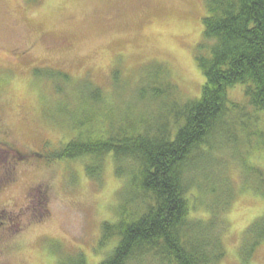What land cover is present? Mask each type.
<instances>
[{"label":"rangeland","instance_id":"1","mask_svg":"<svg viewBox=\"0 0 264 264\" xmlns=\"http://www.w3.org/2000/svg\"><path fill=\"white\" fill-rule=\"evenodd\" d=\"M206 13V0H0V126L22 145L40 150L44 163L20 172L18 185L0 195V210L22 213V219L40 215L20 236L0 243V264H62L78 256L100 264L109 256L119 239L103 242L102 224L119 217L125 180L110 157L96 183L85 171L87 161L52 155L76 131L107 130L119 117L109 113L112 108L140 115L136 89L145 69L164 66L168 79H163L178 87L183 102L201 97L205 78L197 57L209 55ZM46 71L60 77L52 80L50 72L42 75ZM83 82L85 89L98 88L103 103L84 101L77 92ZM244 96L242 85L229 90L236 102L246 104ZM244 112L247 130L240 127L244 115L232 113L230 137L215 136L212 151L202 154L203 173L192 174L197 182L189 195L192 217L207 219L208 206L230 196L219 215L225 224L219 226L225 250L219 264H264V241L251 258L241 251L264 218L261 173L256 178L244 173L264 172V135L250 133L262 123L252 122L258 118L253 108ZM31 185L38 204L36 197L24 199ZM209 186L217 191L212 194Z\"/></svg>","mask_w":264,"mask_h":264},{"label":"trees","instance_id":"2","mask_svg":"<svg viewBox=\"0 0 264 264\" xmlns=\"http://www.w3.org/2000/svg\"><path fill=\"white\" fill-rule=\"evenodd\" d=\"M206 10L203 33L211 45L209 55L197 57L205 78L201 97L183 102L178 87L163 79L167 76L164 66L145 69L136 87L140 115H124L112 108L109 113L117 112L119 117L107 130L76 131V138L52 155L87 161L85 171L96 183L102 178L103 161L110 157L116 175L125 180L119 217L102 224V241H119L100 264H219L224 258L219 215L226 211L230 196L219 206H208L207 219L192 217L189 195L197 183L192 174L201 175L200 165L207 162L202 154L212 151L215 136L230 137L235 127L232 113L244 115L240 119L244 131L249 127L244 125V111L253 108L258 118L252 122L259 121L262 127L250 133L264 135V118L259 115L264 114V0H206ZM49 72L52 80L60 77L53 71L42 75ZM61 76L71 80L64 72ZM238 85L243 86L246 104L229 97V90ZM81 86L77 92L84 101L95 106L104 101L98 88L85 89L84 82ZM255 172L261 173L258 176L264 182L262 170L251 168L244 173L250 177ZM209 187L212 194L217 191ZM261 220L256 237L246 236L243 242H250L241 248L248 258L264 241ZM62 264L87 263L78 256Z\"/></svg>","mask_w":264,"mask_h":264},{"label":"flooded vegetation","instance_id":"3","mask_svg":"<svg viewBox=\"0 0 264 264\" xmlns=\"http://www.w3.org/2000/svg\"><path fill=\"white\" fill-rule=\"evenodd\" d=\"M0 126V195L3 192L18 185L19 173L35 169L44 165L41 162L42 153L35 148L22 145L15 135L6 128ZM23 173V174H24ZM34 186H29L24 192L26 202H32L36 197L37 204L40 203L37 194L33 192ZM35 199V198H34ZM31 206H27L25 209ZM29 211V209H27ZM39 212V211H38ZM29 215L21 218L22 213L18 215L12 210L2 208L0 210V243L12 241L20 236L25 228L34 224L40 219V215Z\"/></svg>","mask_w":264,"mask_h":264}]
</instances>
